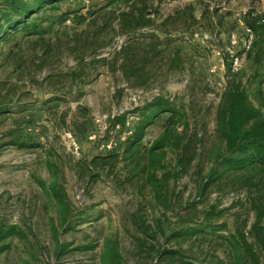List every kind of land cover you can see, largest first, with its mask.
<instances>
[{
    "label": "rangeland",
    "instance_id": "374dc122",
    "mask_svg": "<svg viewBox=\"0 0 264 264\" xmlns=\"http://www.w3.org/2000/svg\"><path fill=\"white\" fill-rule=\"evenodd\" d=\"M110 2L65 0L59 4L68 14L64 23L44 22L45 27L54 26L43 35L52 46L45 56V73L66 72L76 66L80 48H94L85 59L82 81L71 90L63 78L42 82L45 75L37 72L34 61L42 45L38 36L15 35L19 48L8 57L11 45L3 48L0 103L8 92L11 101L10 109L0 113V230L14 228L15 233L0 238L5 248L0 264H103L108 242L117 245L122 264H234L232 241H252L255 206L264 203V172L225 171L218 165V176L205 190L203 184L223 151L214 134V110L225 82L231 77L245 82L256 72L264 78V28L258 23L264 18V2L151 0V10H158L155 24L168 18L166 33L154 25L126 35L120 34L114 18L126 8ZM80 16L87 18L84 23H78ZM250 21L255 26L253 45L244 52ZM231 33L238 36L243 59L236 75L229 73L226 63L221 66L224 57L217 54ZM204 34L209 36L207 43L202 42ZM136 40L142 46L135 51L143 60L135 62L141 71L126 77L112 56ZM27 73L35 83L24 78ZM261 88L264 96V83ZM157 97L172 102L180 116L175 131L185 135L181 148L172 150L165 144L160 149L162 165L172 174L162 190L167 205L155 200L146 171L141 172L145 151L140 160L127 154L129 140L121 127L105 138L117 144L118 159L106 165L91 163L108 155L98 148L106 135L103 117L125 115L132 127L137 119L131 112ZM48 100L51 109L44 105ZM79 106L87 115L78 111ZM164 128V117L147 128V149ZM69 136L80 143L78 154L71 152ZM189 157L185 169L176 164ZM89 164L92 171L87 170ZM161 174L158 171V178ZM52 185L63 194L66 211L49 191ZM205 224L216 228L215 233H185ZM161 249L172 253L159 257Z\"/></svg>",
    "mask_w": 264,
    "mask_h": 264
},
{
    "label": "trees",
    "instance_id": "16d2710c",
    "mask_svg": "<svg viewBox=\"0 0 264 264\" xmlns=\"http://www.w3.org/2000/svg\"><path fill=\"white\" fill-rule=\"evenodd\" d=\"M63 1L65 0H0V56L2 55L4 47L11 45L8 48L6 57L13 54L15 48H19V44L14 42L15 35L24 33L25 36H38L40 41H42V45L38 52L39 54L34 56L35 59H33L34 61H38L37 72H43L45 75L42 78V82L49 83L53 77L63 78L69 83L68 86L71 90L78 85V82L82 81L85 59L94 53V51H90L94 48L89 50L86 45L80 48L78 50V55L75 57L76 66L68 68L66 72L55 75H53L51 71L44 72V69L47 68L45 56L50 54L52 46L43 38V35L50 33L54 28L53 24L45 27L44 22L54 21L61 25L64 23L68 14L60 11L59 4ZM150 1L151 0H111L110 5L115 3L122 6V8H126L120 10L118 14L114 16L119 23L121 35H126L131 30L144 29L156 25L155 15H158V10H151L153 6ZM154 1L162 3L190 0ZM137 3H140V6L137 7ZM149 10H151V14H148ZM101 11L100 9L93 11L92 15L95 13L99 14ZM86 19L85 16H80L77 21L81 24L84 23ZM261 19L262 18L258 19V23L264 28V23L261 22ZM167 24L168 18H165L160 24L155 26V30L166 33ZM248 26L253 30L255 29L252 21L248 23ZM62 34L68 36L66 28H63ZM54 37L56 42H59L61 39L58 33H55ZM155 39H157L158 43H162L159 38L155 37ZM141 47V43L136 40L113 53V62L118 64L124 76L128 77L139 73L138 70H140V68L136 67L137 65L135 62L143 60L137 59L138 54L135 51H138ZM99 61L101 62L104 60ZM139 77H141V75H139ZM24 78L27 79L29 83L36 82L31 73H27ZM263 83V75L258 72L249 76L245 83L236 77H231L225 82V86L219 96L218 104L214 110V134L220 141L223 151L215 159V163L210 169L206 181L204 180V190L209 183H211L212 179H215L214 175L218 171V165L225 166V171L264 172V96L261 88ZM10 95V92H8L4 101L0 103V113L10 109ZM59 99L61 98H56L55 100ZM51 100L44 103L48 109H51L48 105ZM22 106H24V104H22ZM78 111H80L83 116L88 113L86 109L80 106L78 107ZM131 113L137 120L132 123V133L127 137L129 146L126 152L130 155V158H132V156H134V158L138 156L140 160L142 153L145 151V162L140 164L141 172L146 171V182L150 185L155 200L159 204L162 203L167 205L168 197L166 194H162V190L168 188L172 174L169 169L170 167L162 165L161 158L164 154L160 152V149L164 147L165 144L169 145L172 150L182 147L185 135L175 131L180 116L172 102L164 97L154 98L143 106L136 107ZM161 117H164L165 120V131L147 149V146L143 143L147 128L155 124L156 120ZM126 120L127 117L125 115L117 116L111 120L110 126L112 129L117 126L121 127L124 131ZM82 127L83 125L79 128ZM169 135L173 136V139L170 138ZM114 151L115 150L109 152L107 156L95 157L91 163L94 165H106L113 162L118 159V154ZM191 159L192 157L187 158L185 161L176 160V164H180L182 168L185 169ZM87 170H93L90 164L87 165ZM158 171H162L159 178ZM217 176L218 174L215 175V177ZM175 177L177 178L178 174H176ZM49 191L56 202L62 205L63 211H66V205L61 191H58L54 185L49 186ZM167 193H169V191H167ZM255 203L256 202H254V204ZM255 207V221L250 231L252 241L248 242L245 238H243L242 244L237 241H232V251L235 253L234 264H264V226L261 224L264 219V203L258 206L256 205ZM209 215L211 214H208V216ZM221 228L222 226L217 227V229ZM215 230L216 228H210L205 224L201 230L190 229L185 233H190L194 236L198 233H209L208 231L214 234ZM13 233H15L14 228H10L6 230V232L1 229L0 238H5ZM4 234H7V236H4ZM4 249V246H1L0 252ZM170 253L172 252L169 250L161 249L157 255L162 257V255L166 254L168 256ZM102 259L103 264H122L117 245L109 242L105 247Z\"/></svg>",
    "mask_w": 264,
    "mask_h": 264
},
{
    "label": "built area",
    "instance_id": "2783aa9c",
    "mask_svg": "<svg viewBox=\"0 0 264 264\" xmlns=\"http://www.w3.org/2000/svg\"><path fill=\"white\" fill-rule=\"evenodd\" d=\"M261 22L264 23V18L261 19ZM246 38L243 41L242 49L244 52H249L252 49L253 45V29L251 27H246L245 29ZM209 40V36L207 34H204L202 36V42L207 43ZM238 43L239 39L238 36L235 33L230 34L229 43L224 46L223 48L219 49L217 51L218 55L223 54L224 59L221 60V66H224L225 63L228 66V71L231 75L237 74L242 66V56L240 55V52L238 51ZM211 72H215V68L211 69ZM115 115H106L103 117L104 121V133L106 134L104 137V140H102L99 143V150L104 151L106 153H109L116 149L117 144L114 142L113 139H105L109 135L112 134V128L110 126L111 120H113ZM118 127V126H117ZM116 127V128H117ZM132 133L131 123L130 121H126L123 134L127 138ZM69 148L72 153L78 154L80 152V143L73 137L69 136Z\"/></svg>",
    "mask_w": 264,
    "mask_h": 264
},
{
    "label": "crops",
    "instance_id": "0c3cea01",
    "mask_svg": "<svg viewBox=\"0 0 264 264\" xmlns=\"http://www.w3.org/2000/svg\"><path fill=\"white\" fill-rule=\"evenodd\" d=\"M262 2H264L263 0H262ZM246 81V80H245ZM245 83V82H244Z\"/></svg>",
    "mask_w": 264,
    "mask_h": 264
}]
</instances>
